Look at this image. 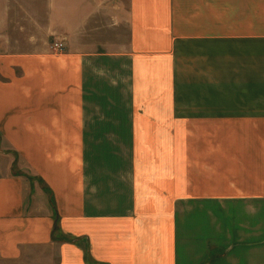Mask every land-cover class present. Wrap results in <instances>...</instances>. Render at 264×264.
<instances>
[{"label": "crops", "instance_id": "crops-1", "mask_svg": "<svg viewBox=\"0 0 264 264\" xmlns=\"http://www.w3.org/2000/svg\"><path fill=\"white\" fill-rule=\"evenodd\" d=\"M192 207L193 264H264V0H0V264H184Z\"/></svg>", "mask_w": 264, "mask_h": 264}, {"label": "rangeland", "instance_id": "rangeland-1", "mask_svg": "<svg viewBox=\"0 0 264 264\" xmlns=\"http://www.w3.org/2000/svg\"><path fill=\"white\" fill-rule=\"evenodd\" d=\"M19 36H20V39L22 40L23 35L21 34ZM92 142H93V144L91 145V148L93 149L92 155H90L87 159V162L91 164L92 167L89 169L88 174L94 175L96 179H98L99 176L108 177L112 175L111 171L106 170V168H100V163H106V164L114 163L116 159L115 153L117 152L120 146L122 148L127 147V153H128L127 165L129 166L132 164L133 159L131 157V152L133 149L134 141L132 140L126 141V144H127L126 146H124L123 143L120 145L121 140L120 141L119 140L109 141V144L107 140H104V139H95L91 141V143ZM192 145H193V149L199 148L200 140H193ZM194 153H195V150H193V155L191 156V165L193 167H198L200 159H199V156L194 155ZM160 158L163 163H166L168 161L167 157H160ZM10 159L12 162L11 172L15 173L16 175H21L23 178H25L26 186L28 188L27 194L31 195V197H33V200H35L37 197L38 202L41 201L42 205L44 203V199H46L48 207L53 208L54 206L53 193L50 188L47 189V187L44 185L42 178L39 177L38 174H36L33 170H31L29 166H27L24 163L23 159L20 156H16V153L14 156L10 157ZM177 206L179 209V205ZM180 207H182V209L181 211L178 212V213H181V215H179L177 219V227L179 229L180 227H182V229L184 230L183 227H187L186 220L184 219L185 213L183 209V207L185 206L181 204ZM197 211H198V208L192 207L191 213L193 216H192V221H191L192 225L190 226V228H191L193 237H192V245L190 246V251H188L187 253V249H186L187 246L185 247L184 243H182V247H181L180 255L182 257V260L185 261L184 264L187 263V254H189V256L192 258L190 262L192 264H193V259L195 258V256L199 254L198 228L195 227V223H197L196 224L197 227L199 225L198 219L195 216V213ZM63 239L65 241L72 240L71 237H66V236ZM81 244L85 248V256L87 257V260H89V255H88L89 243L81 241ZM30 253H31V256L29 255L27 259H21L15 262H3V264H45L46 262L50 263V262H54L55 260V252H53V255L52 253L51 254L48 253L47 256L43 253L37 252V250L36 252L31 251ZM222 254L225 255L226 251L222 252Z\"/></svg>", "mask_w": 264, "mask_h": 264}, {"label": "built area", "instance_id": "built-area-1", "mask_svg": "<svg viewBox=\"0 0 264 264\" xmlns=\"http://www.w3.org/2000/svg\"><path fill=\"white\" fill-rule=\"evenodd\" d=\"M66 45L62 41H56L51 45L53 51L61 53L65 50Z\"/></svg>", "mask_w": 264, "mask_h": 264}]
</instances>
